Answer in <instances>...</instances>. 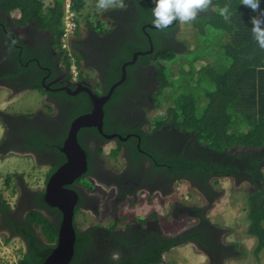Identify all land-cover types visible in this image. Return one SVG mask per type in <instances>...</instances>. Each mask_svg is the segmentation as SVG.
<instances>
[{
	"label": "trees",
	"instance_id": "16d2710c",
	"mask_svg": "<svg viewBox=\"0 0 264 264\" xmlns=\"http://www.w3.org/2000/svg\"><path fill=\"white\" fill-rule=\"evenodd\" d=\"M98 2L92 0L91 12L83 14L87 1L70 0L77 28L67 42V51L61 47L64 0L47 3L45 0H0V40L9 48L6 53L9 58L5 62L8 66L0 69V80L28 75L29 82L22 87L47 94L51 100L42 110L43 122L22 120V117L36 116V112L0 111V122L5 129L0 146L6 141L21 139L25 150L42 147L57 151L70 122L90 111L92 106L86 92L73 96L63 90H45L40 85L45 70L42 71L36 63L38 60L41 65H50L43 59V47L33 50L17 38L13 40L6 32L10 31L9 26L24 28L34 25L37 30L49 31L51 44L60 51L59 60L65 64L69 77L72 79L71 64L78 71L76 79L88 80L85 71H92L96 75L95 87L101 88L102 93L120 79L121 66L131 60L133 53L151 49L138 54L135 61L126 66L124 81L104 104V133H118L124 137L128 132H134L139 136L131 135L126 141L117 137L106 139L95 127L81 128L78 140L86 151L88 172L94 153L83 139L85 135L92 134L100 142L94 148L96 154L104 157L103 145L113 142L114 146L107 150V154L116 158L122 144H126L136 162L141 156L136 147L139 142V147L161 164H153V169L176 180L190 179L191 184L199 187L200 184L208 185L212 196L207 195L203 206L176 207L179 217L194 220L183 232L163 233L162 221L154 212L145 218L126 220L122 217L117 221H121L119 227L114 221L108 227L95 224L81 229L76 226L74 256L69 264H97L96 258L99 264H163L164 253L183 244L194 242L209 249L211 238L223 231L210 223L206 214L218 198L219 192L214 185L221 178L248 185L244 207L246 234L255 238L253 254L258 258L264 251V49L254 39L250 18L260 14L264 2L260 3L257 12H253L243 5L242 0H211L208 8L198 11L195 19L185 22L197 36L191 43L192 48L187 39L180 37V22L177 20L162 29L147 26H154L153 0H107L116 6L105 9L102 17L97 15ZM225 6L230 12L227 20L220 15V9ZM205 39L208 41L203 42ZM201 46L205 49H198ZM194 49L199 53L195 54ZM31 57L37 60H31ZM2 63L0 60V66ZM173 63L183 65L185 69L174 70L182 75L168 73ZM178 77L183 80L179 81ZM166 88H169L166 95L170 97L171 105L164 115L148 119L147 112L164 99ZM130 102L139 104L137 106L144 112L143 119L137 123L123 122L118 117V110ZM56 110L60 119L55 121V127L59 128L48 135L44 123ZM149 140L164 142V149L160 151L149 144ZM21 145L8 144L5 148L23 150ZM193 148L197 153L193 154ZM4 150L0 153L3 154ZM11 152L15 153L8 151ZM9 181L10 177L5 180L6 187H9ZM87 186L92 188L89 182ZM123 194L120 200L127 201L128 197V202L133 205L134 197ZM35 203L38 207L55 211L58 219L52 222L39 209L27 212L25 223L16 226V232L25 242V250L17 264H41L56 240L60 212L46 204L43 190L36 195ZM11 209L0 193V212L8 223L14 224L8 215ZM184 209L186 214L181 213ZM32 227L38 228L45 243L37 242ZM9 240L5 238L4 241ZM221 241L227 251L220 264L227 258L244 255L236 241ZM113 254H118L119 258L114 260Z\"/></svg>",
	"mask_w": 264,
	"mask_h": 264
},
{
	"label": "flooded vegetation",
	"instance_id": "af4514ba",
	"mask_svg": "<svg viewBox=\"0 0 264 264\" xmlns=\"http://www.w3.org/2000/svg\"><path fill=\"white\" fill-rule=\"evenodd\" d=\"M7 25L9 24L7 23ZM3 30L6 31L4 28ZM9 30L10 31H6V32L11 35L12 39L15 40V38H17V40L19 42H23L26 45V47H30L33 50L36 49L38 50L40 49V47H43L44 49L43 59L47 62V64L50 65H41L39 64V62H37L38 61L37 58L34 57H31L30 59L35 61L37 60L36 63L40 67V69L42 71L45 70L43 71L44 73L41 75L40 78V85L45 90H47L48 92L58 91L54 89L60 88L66 83L72 89H74L73 83L84 81L83 79L73 80L69 77L65 64L59 60L60 51L57 48H55L54 45L51 44V36L49 31L37 30L34 25L32 26L30 25L24 28H18L15 27L14 25H11L9 26ZM14 46L19 47L20 45L15 44ZM7 49H9L8 46L0 40V60L3 62L2 65L0 66L1 70H4V68L8 66L5 63L8 60L6 58H9L8 55H6ZM29 78L30 76L27 75V77L21 76L20 78L17 79H8V78L4 80L2 79L0 80V86H2L4 89L6 88L9 92L14 94H20L26 91L29 92L35 91L28 87H22V85L28 84ZM84 82L88 83L93 89V91L95 92L97 91L98 92L97 94H102L103 90L99 87L96 88L94 83H91L88 80H85ZM45 86L47 87L45 88ZM36 93L39 94L37 91ZM39 96L42 98L44 105L47 102L51 101L49 100L47 94H43V95L39 94ZM149 100L151 101V99ZM137 105L133 102H130L126 107L119 109L117 114L118 117L121 119V121L137 123L138 120L143 119L144 112L141 111V109ZM57 111L58 110L53 111L54 113L53 116L50 115V119H47L49 121H46L44 123L45 124L44 130L48 135H52L54 131L59 128V127L58 128L55 127V121L57 119H60V115H58L59 111L58 112ZM42 112L43 111L41 109L37 110L36 116L30 118L22 117V120L24 122L26 121L31 123L43 122L45 121V118L41 117V114H43ZM127 134H132L133 136H137V137L139 136L134 132H128ZM83 139L86 141V144L90 147L91 151L94 153L93 159L89 162L90 171L88 172V168H87L86 172L83 175H81L79 178H77L68 187L76 190L78 193V200L75 206L77 211L78 210L91 211L98 215L99 213L100 214L103 213L104 209H107L108 207L110 208L109 210L111 211L112 218L110 219L109 224L107 225L98 224L99 226L108 227L111 225L113 221L118 223L117 221L119 220V218L123 217L120 215L122 211L121 208L125 203H129L128 197H127V201H124L126 199H123L122 201L120 200L121 194L123 193L131 194L132 197L134 198L141 193H145L148 195L156 194V195H160V197L162 198V197H167L168 195L174 193V189H175L174 186L177 183L183 181L184 183H187L191 188L195 189V191H197L205 199L206 197H208L207 195L212 196V194H210L212 193V190L211 188H209L208 185L200 184L201 187H199V185L191 184L190 179L176 180L175 178L168 177V175H166L162 171L153 169L152 168L153 164L155 165H161V164L155 162V159L152 157L150 153H148L145 150H142L139 147L140 144L139 146H137L139 142L136 144V147L138 148V151L141 154L138 162L134 161V159L132 158L130 147L126 144H122L121 150L118 156L116 157V159L115 157L111 158L110 155H107L109 160L115 159L112 166H110L108 165V160H106L105 157H102V155H98L94 152V148L100 143L98 139L95 138L92 134L85 135V138L83 137ZM149 142H150L149 144L155 146L160 151L164 149V142H156L154 140H149ZM21 143H22L21 139H16V142L6 141L5 143H3L2 146H0V150L5 149L4 153H8V151H15L17 152L16 154L29 156L35 161V163L38 166L46 167L47 171L44 173L45 183L48 177L55 171V169H57L66 160L64 154L60 151L61 145L58 146L57 151L49 150L42 147L38 148L37 150H32V149L25 150L23 149L24 147L23 144L21 145ZM8 144H10L11 146L12 144L13 145L16 144V146L21 145L20 148L23 150H15L12 148L6 149L5 147ZM192 152L193 154L197 153V149L193 148ZM87 182L89 183L94 182L93 187L95 186L99 190L91 191L87 186ZM90 186L92 187L91 184ZM40 191L41 190L39 189H31L26 186L20 187L18 197L15 203V207H13L8 214L10 219L14 222L15 225L8 223L7 220L4 218V216L2 215V213L0 212V235H5V237L10 240H18L20 243H22V245L25 246V242L21 238L22 236L20 235V233L16 232V226L23 225L25 223V215L29 210L39 209L52 222L58 219V215L56 214L55 211L47 210L40 206L38 207L37 204L35 203L36 195ZM181 213L186 214L185 209ZM147 215L141 218H145L147 217ZM119 222L121 224V221ZM120 224H116L117 227H119ZM75 226L77 225L75 224ZM188 228L189 227L187 226L181 229L179 232L186 231ZM32 230L34 231L37 242H40L42 244L45 243V239L38 234L39 233L38 228L32 227ZM156 231L158 232L159 230L157 229ZM221 234L222 233L219 232V234H215L211 238L210 241L212 242L213 246L210 245L208 247L209 249H204L202 246L197 244L206 251L208 256H210L209 261L212 264H220L223 254L227 251V248L222 244ZM95 260L96 263L99 264L98 258H96Z\"/></svg>",
	"mask_w": 264,
	"mask_h": 264
},
{
	"label": "rangeland",
	"instance_id": "374dc122",
	"mask_svg": "<svg viewBox=\"0 0 264 264\" xmlns=\"http://www.w3.org/2000/svg\"><path fill=\"white\" fill-rule=\"evenodd\" d=\"M48 1L50 0H45L46 3ZM86 1L87 5L82 10L83 14L90 13L93 8L91 5L92 0ZM113 6H115V4L108 2L107 7L103 9L100 8L97 15L102 17V12L105 9L112 8ZM179 35L182 39L188 40V45L191 46L190 48L193 46L191 44L193 40L197 39V36L192 31V27L185 22H180ZM198 39H201V36H198ZM205 41H208V39H205L203 42ZM198 49L205 48L201 46ZM194 50L196 51L197 49ZM197 52L199 53V51H196L195 54ZM180 67L185 69L183 65L178 66L176 63H173L169 66L168 73H172V75L174 74L175 76L182 75L180 71H174L176 69L179 70ZM85 73H88L89 77L87 79L91 83L96 81V75L94 72L85 71ZM178 79L181 81L183 80V77H178ZM177 88L180 90V87L177 86ZM168 90L169 88H166L163 92L165 96L164 99H162L156 107H151V109L147 112L148 119L151 120L154 116L165 114L166 108L171 105V99L166 95ZM43 107L44 102L36 91H26L20 94H14L4 88H0V111L7 113H32L33 111L36 112L40 109L44 110ZM1 123L2 122H0V141L5 136V129ZM111 146H114L113 142L103 145L104 157L108 160V165L110 166H112L114 160L116 159L109 160L107 157V150ZM46 171V167L38 166L29 156L19 155L14 152L8 154L0 153V193L13 208L15 207L20 187L26 186L31 189L44 190V173ZM9 177V187H6L5 180L9 179ZM90 184L92 185V188H89L91 191L99 190L95 186L93 187L94 182H90ZM174 187V193L162 198L160 195L156 194H138L133 199V205H130L129 202L122 206L120 215L126 217V220H131L137 217H144L145 215L154 212L158 215L157 218L159 221H162L161 227L163 229V233L168 234H173L174 232L191 225L194 223V220H188L187 216L179 217L176 210L177 208L175 207L181 205L203 206L206 204V199L195 191V189L191 188L187 183L179 182ZM214 189L219 192V195L206 213L210 223L223 230L221 234L222 240L227 243L231 242L232 239L243 238L246 234L247 226V218L244 207L248 185L245 183H237L232 179L221 178L214 185ZM109 209V207L104 209L103 213H99L98 215L91 211L78 210L74 216V222L81 229L94 224L107 225L112 218L111 211ZM117 224H120V222ZM0 238L4 241L6 237L5 235H0ZM3 243L2 245L0 244V264H17L18 259L22 256V252L25 250V246L18 240H9L5 244ZM261 253L263 254V252ZM172 257L171 262L168 264H181L180 259L175 256V254H173ZM254 264L258 263L255 262Z\"/></svg>",
	"mask_w": 264,
	"mask_h": 264
},
{
	"label": "water",
	"instance_id": "95a60500",
	"mask_svg": "<svg viewBox=\"0 0 264 264\" xmlns=\"http://www.w3.org/2000/svg\"><path fill=\"white\" fill-rule=\"evenodd\" d=\"M149 27H155L147 25ZM144 26L142 27V29ZM148 51H138L133 53L131 60L125 61L121 66V77L114 82L106 93L97 94L91 86L84 82L73 83L72 89L67 83L54 90H63L69 95H76L79 92H86L91 100V109L75 117L68 127L66 136L60 146V151L65 156V162L61 164L48 177L44 185V201L50 207L56 208L61 215L57 228L56 240L53 243L52 251L45 257L41 264H69L74 256V246L76 241V226L74 223L75 206L78 200L76 190L69 188L77 178L83 175L87 170L86 151L78 140V132L81 128L95 127L106 139L117 137L124 141L132 134L122 137L118 133L106 134L103 132L104 122V104L110 98L114 89L121 84L126 77V66L132 64L138 54H144ZM44 80V79H43ZM48 86V85H47ZM45 86V88L47 87ZM139 146V143L138 145ZM16 153V152H15ZM191 244L198 251L204 253L208 259L210 256L199 245L194 242Z\"/></svg>",
	"mask_w": 264,
	"mask_h": 264
},
{
	"label": "clouds",
	"instance_id": "9594fccd",
	"mask_svg": "<svg viewBox=\"0 0 264 264\" xmlns=\"http://www.w3.org/2000/svg\"><path fill=\"white\" fill-rule=\"evenodd\" d=\"M262 2L264 0H242L243 5L253 12H257ZM153 3L155 6L152 9L154 17L152 23L156 28L162 29L172 24L174 20L187 22L195 19L198 11L208 8L211 0H153ZM97 7L101 9L107 7V0H99ZM259 13L258 16L250 18L251 30L259 47L264 49V9H260ZM220 15L225 20L229 18L230 12L227 6L220 9ZM112 258L118 259V254H113Z\"/></svg>",
	"mask_w": 264,
	"mask_h": 264
},
{
	"label": "crops",
	"instance_id": "0c3cea01",
	"mask_svg": "<svg viewBox=\"0 0 264 264\" xmlns=\"http://www.w3.org/2000/svg\"><path fill=\"white\" fill-rule=\"evenodd\" d=\"M234 240L239 244V249H241L244 252V255L235 258H227L223 260L221 264H249V263L254 264L255 262H257L258 264L260 263L264 264V251L263 254L262 253L259 254L258 258L255 257V255L253 254V250L256 246V240L254 237L245 234L243 238L232 239V241ZM3 242L5 241H2V239L0 238L1 245ZM173 254H175V256H177L180 259L181 264H210V261L207 258V256L197 251L190 244H183L177 246L169 250L168 252L164 253L163 264H168L169 262H171V259L173 258L172 257Z\"/></svg>",
	"mask_w": 264,
	"mask_h": 264
},
{
	"label": "built area",
	"instance_id": "2783aa9c",
	"mask_svg": "<svg viewBox=\"0 0 264 264\" xmlns=\"http://www.w3.org/2000/svg\"><path fill=\"white\" fill-rule=\"evenodd\" d=\"M70 0H64V16H63V33L61 37L62 48L68 51L67 42L74 35L77 28V19L74 11L70 7ZM70 74L72 79H76L78 71L74 64L70 66Z\"/></svg>",
	"mask_w": 264,
	"mask_h": 264
},
{
	"label": "bare ground",
	"instance_id": "6f19581e",
	"mask_svg": "<svg viewBox=\"0 0 264 264\" xmlns=\"http://www.w3.org/2000/svg\"><path fill=\"white\" fill-rule=\"evenodd\" d=\"M191 244V243H190ZM192 245V244H191ZM198 251V250H197ZM202 253V252H201ZM204 254V253H203ZM205 255V254H204ZM208 258V257H207ZM210 260V259H209Z\"/></svg>",
	"mask_w": 264,
	"mask_h": 264
}]
</instances>
